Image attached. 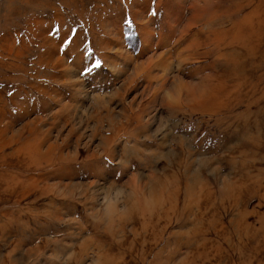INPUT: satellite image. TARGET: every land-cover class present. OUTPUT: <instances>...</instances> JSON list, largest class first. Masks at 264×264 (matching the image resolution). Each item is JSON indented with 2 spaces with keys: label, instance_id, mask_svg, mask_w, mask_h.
Returning a JSON list of instances; mask_svg holds the SVG:
<instances>
[{
  "label": "rangeland",
  "instance_id": "obj_1",
  "mask_svg": "<svg viewBox=\"0 0 264 264\" xmlns=\"http://www.w3.org/2000/svg\"><path fill=\"white\" fill-rule=\"evenodd\" d=\"M0 264H264V0H0Z\"/></svg>",
  "mask_w": 264,
  "mask_h": 264
}]
</instances>
